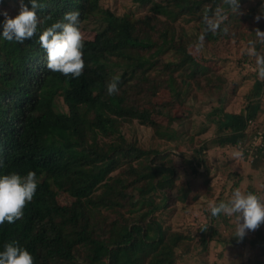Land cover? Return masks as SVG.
I'll return each instance as SVG.
<instances>
[{
    "label": "trees",
    "instance_id": "obj_1",
    "mask_svg": "<svg viewBox=\"0 0 264 264\" xmlns=\"http://www.w3.org/2000/svg\"><path fill=\"white\" fill-rule=\"evenodd\" d=\"M161 1L133 0L149 12L135 18L115 16L101 8V0H38L42 7L37 12L40 24L35 36L23 44L0 36V175L34 171L38 181L23 218L0 225V251L15 240L33 255L35 264H176L179 244L168 240L157 217L178 202L177 168L167 161L164 151L126 142L120 121L150 122L153 111L144 104L161 90L169 91L176 102L198 108L190 92L193 88L202 91L205 82L211 99V88H218L208 76L211 68L200 65L189 48L204 33L205 13L211 16L217 7L227 6L222 0ZM23 3L30 7L29 0ZM19 4L20 0H0V12L14 18ZM263 6L258 2L243 16L227 12L229 19L222 25L227 33H208L204 42L218 45L235 39L245 22L264 15ZM71 11L80 12L81 29L91 18L97 23L94 36L84 44L83 75L76 79L49 71L39 43V35ZM180 20L185 25L198 23L187 29L176 25ZM3 21L0 15V31ZM260 21L264 23V18ZM255 44L264 54V44L258 40ZM168 55L172 61H164ZM114 76L120 77L119 93L109 96L106 84ZM216 81L223 84L219 77ZM257 83L252 93L259 100L248 94L241 111L212 107L203 126L205 134L215 128L213 147L239 148L250 141L248 132L262 101L263 82ZM57 97L62 98L66 113L56 108ZM153 128V141L167 145L168 150L187 131L172 124ZM260 138L263 145L254 157L264 161V133ZM190 140L194 143V137ZM206 145L203 142L190 156L192 180L188 182L193 188L200 177L214 180L204 162ZM241 149L246 155L247 150ZM243 176V170H235L227 179L236 188ZM259 188L261 193L250 185L242 192L264 200V187ZM61 194L70 204L57 201ZM210 224L204 223L210 232L207 244L219 243ZM231 227L235 233V223ZM233 240L231 257L241 258L242 249L247 248L252 256L243 264H264V224L248 231L242 241Z\"/></svg>",
    "mask_w": 264,
    "mask_h": 264
},
{
    "label": "rangeland",
    "instance_id": "obj_2",
    "mask_svg": "<svg viewBox=\"0 0 264 264\" xmlns=\"http://www.w3.org/2000/svg\"><path fill=\"white\" fill-rule=\"evenodd\" d=\"M258 2L264 3V0H239L240 11L243 15L247 14L250 7L257 6ZM161 3L165 4L163 0ZM100 6L113 12L115 16L131 14L135 18H143L149 14L148 7L138 5L133 0H101ZM228 12L231 13L230 11ZM254 17L238 28L240 29L237 32L239 36L235 39L221 42L218 45L204 42L203 48L200 50L195 47L197 41L189 48V52L197 59L200 65L211 68L208 76L212 77L214 86L218 87L217 89L211 88V99H209L207 94L210 88L206 86L205 82H202L204 85L202 91H197L193 88L190 92L191 96L196 100L195 105L198 108L176 102L170 96L169 91L161 90L156 96L152 97L150 102L144 104L153 111L150 122L140 125L135 120L120 121V133L126 142L134 143L142 149L154 147L164 151V153L168 154L166 155L167 161L171 166L173 165L177 168L179 181L176 182V185L180 187V193L177 196L178 202L173 208L161 211L162 214L157 217L162 224L163 230H165L168 240L179 244L177 253L180 257L176 264H243L248 257L252 256V253L247 248L245 250L242 249L243 255L241 258L230 256L234 252L229 247L231 240L235 239L237 241L233 237L234 233H231L233 231L231 224L235 223V217H223L221 215L222 217L212 220L210 219V205L213 202L219 203L230 200L232 190L240 189L243 191L250 185L251 188H255V191L258 190L261 193L259 187H264V161L254 157L257 149L263 145L260 136L264 133V81L257 78L255 59L248 54L249 47L258 40L254 30L259 29L264 32V23H261V19L258 22L255 21ZM160 19L163 20L162 17ZM197 23L190 22L189 25ZM176 25L191 29L189 25H185L183 20L177 22ZM96 27L97 23L94 18L84 24V28L81 29L85 37L84 44L92 39ZM190 35H193L192 31ZM259 52L262 54V48ZM172 60V55L164 58V61ZM218 77L219 80L223 81V84L216 81ZM257 82H263L259 114L248 132L250 141L241 144V146L238 145L239 149L243 147L245 152L247 150L246 155L243 154V159H237L233 157L232 153L238 148L226 147V149H219L212 146L210 141L216 137L217 133L213 127V131L209 129V132L205 134L207 128L203 126V124H206L204 119H207L212 107L224 106L227 108L226 111H241L248 94L259 100L258 97L253 96L254 92L252 93L254 85H256V88L258 87ZM55 103L59 111L67 112V107L61 97H57ZM168 124H172L174 128H185L184 130H187L179 134L181 137L180 141L174 144V149L171 148L169 150L167 145L156 140L153 141L152 136L153 127L158 125L168 126ZM142 132L144 133L141 134ZM191 137H194V143L192 144L196 146L191 144ZM115 138L104 141L110 142ZM203 142H206V146L209 147V150L207 149L203 152L205 166L210 170V177H214V180L212 182L205 181L207 176L196 180L193 179L197 185L193 188V185L188 182L192 180L190 178L191 169L189 168L190 156ZM199 170L200 172L202 171V169ZM235 170H243L245 173L236 188L233 187V180L227 179L228 173ZM210 182L214 185L211 189L209 188ZM206 186L208 191H206ZM57 197V201L60 204L68 205L71 202L63 194ZM199 197L202 198L200 199ZM135 201H138L137 196ZM224 218L226 219L225 222H223ZM209 221L211 227L216 230V238L220 241L219 243L211 241L207 244L208 240H210V232H208L204 223H209ZM203 241L206 243L203 244ZM235 241L233 240L232 242ZM222 254L224 256L219 259L218 256Z\"/></svg>",
    "mask_w": 264,
    "mask_h": 264
},
{
    "label": "clouds",
    "instance_id": "obj_3",
    "mask_svg": "<svg viewBox=\"0 0 264 264\" xmlns=\"http://www.w3.org/2000/svg\"><path fill=\"white\" fill-rule=\"evenodd\" d=\"M227 9L217 7L215 13L209 16L207 13L202 17L204 33L199 36L197 50L203 48L205 36L208 33L228 29L222 25L229 19L226 14L243 15L240 11L239 0H222ZM29 6L20 0L19 12L12 18L8 13L0 12L4 17L0 36L5 41L23 44L25 40L31 39L37 34L40 19L37 15L42 5L38 0H29ZM264 18V15L254 17L255 21ZM80 12L71 11L65 13L61 21L53 23L39 35L40 46L44 49L47 58V69L57 72L66 78L76 79L83 75L85 62L83 59V48L85 37L80 28ZM255 35L259 43L264 44V32L255 29ZM248 54L255 59V70L257 78L264 81V54L257 51L253 43ZM120 77L114 76L106 84L107 95L112 96L119 93ZM234 158L243 159L242 149L234 150ZM38 187L36 173L34 171L21 175L18 172H10L0 175V225L13 224L21 220L24 209L32 202ZM211 216L218 218L221 215L235 217L234 238L242 241L248 231L257 230L264 224V200L252 192H242L236 189L232 192L227 202H213L210 205ZM0 264H35L33 255L18 241L7 242L4 250L0 251Z\"/></svg>",
    "mask_w": 264,
    "mask_h": 264
}]
</instances>
